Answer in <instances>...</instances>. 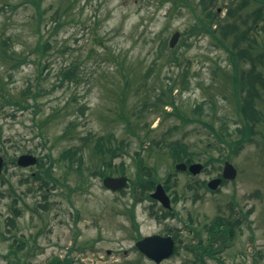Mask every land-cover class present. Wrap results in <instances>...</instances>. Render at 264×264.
<instances>
[{
    "label": "rangeland",
    "instance_id": "obj_1",
    "mask_svg": "<svg viewBox=\"0 0 264 264\" xmlns=\"http://www.w3.org/2000/svg\"><path fill=\"white\" fill-rule=\"evenodd\" d=\"M9 1L20 6L11 10ZM174 1L75 0L62 26L54 33L57 23L52 17L61 1L46 0L42 34L43 41L49 40L51 47L48 57L43 59V65L47 64L42 83L45 93L36 99L37 108L35 100L29 97L30 105L23 109L4 102L2 93L19 96L35 79L34 61L41 56L35 51L39 39L37 15L31 5L22 4L21 0H0V41L9 36L14 38L10 47L16 53L14 59L28 55V62L15 69L0 58V85L3 82L5 87L0 88V155L7 162L0 177V264H64L66 259L70 261L66 264H155L137 250L135 243L140 237L167 233L179 235L181 251L161 264H191L193 256L186 251V245L192 238L185 225L189 224V229L204 228L217 216L230 215L231 205L243 225L237 227L234 245L221 255V264H264L262 135L233 155L231 162L237 169V177L214 192L203 188L202 183L221 174L223 163L209 165L207 170L193 176L176 172L167 151L160 161L157 152L147 157L150 164L159 161V177L163 180L172 174L170 196L178 197L173 204L177 214L166 218L155 216L151 211H159V204L145 200L134 208L136 225L128 215L134 200L131 189L111 192L103 187L102 177L90 172L94 170L89 169L93 163L99 161L90 147L93 142L81 151L86 162L82 174L77 162L71 168V160L59 161L62 152L82 145V138L90 133L96 135L93 140L113 133L119 143L128 137L131 145L129 154L115 159L116 171L111 176H119L117 171L124 162L126 176L129 181L133 179L134 152L139 142L125 130L123 117L134 123L137 132L151 130L158 138L172 128L173 137L188 141L197 153L196 162L229 155L227 149L219 147L207 126L201 123L183 126L175 114L152 113L150 107H144L154 101L155 88L170 83L185 68L190 88L173 92L185 116H201L216 128L236 127L234 124L239 120L231 97L233 88L225 83L221 73L232 69L228 53L208 35L187 33L202 14V0H188L191 7L176 6ZM231 2L219 0L215 5L221 18L228 16ZM254 7L250 5L243 14L252 12ZM239 17L236 16L238 20ZM240 22L245 29L252 24L251 20L245 27ZM263 28L259 30L260 42L264 41ZM177 31L181 37L171 50L180 56L181 65L163 64L157 51ZM74 61L80 64L84 78L78 85L61 84V69ZM127 73L132 84L127 100L122 103V74ZM213 78L217 80L214 84ZM261 93L264 101V90ZM200 104L202 113L195 111ZM166 111L173 110L167 107ZM175 125L179 128H173ZM260 127L264 131V125ZM22 154L35 155L39 165L17 166L13 160ZM51 163L58 182H50L46 188L35 175L42 176L43 169ZM188 183L197 184L198 188L191 190ZM250 210L252 213L248 214ZM207 264L220 263L208 259Z\"/></svg>",
    "mask_w": 264,
    "mask_h": 264
},
{
    "label": "trees",
    "instance_id": "obj_2",
    "mask_svg": "<svg viewBox=\"0 0 264 264\" xmlns=\"http://www.w3.org/2000/svg\"><path fill=\"white\" fill-rule=\"evenodd\" d=\"M45 1L46 0H21L22 4L31 5L37 15L35 19L36 34L39 35V39L35 51L40 53L41 56L34 61L36 66L35 79L29 83V86H27L19 96H8L2 93L4 102L23 109H26V106L30 105L28 103L29 97L35 100L34 106L37 108L36 99L45 93V88L42 83L47 64L43 65V59L48 57V49L51 47V42L49 40L43 41L44 35L42 34L45 24L43 23L45 19L43 3ZM60 1L61 5L52 17V20L57 23L55 27H53L54 33L58 32L63 24L64 17L72 10L75 4V0ZM217 1L218 0H202V14L197 17L196 23L192 25L187 33L189 36L208 35L216 41L218 47L224 49L228 53L232 69L229 72L225 70L221 71V73L225 83L233 88L231 97L234 99V104L239 114V120L234 124L236 127L222 125L216 128L213 123L203 120L201 116L190 118L181 112L173 92L175 90L184 92L190 88L191 83L188 77V69L185 68L182 69L175 78L172 77L170 83H166V85L160 88H155L154 101L144 104L145 108L150 107L149 109L152 113L164 111L167 115L175 114L181 119V124L183 126L201 123L208 127L219 147L221 149H227L229 155H223L222 157L212 156L209 160L204 162L206 169L209 165H214L216 163L221 164L225 160L232 161L233 155H237L241 152L247 144L256 140L258 135L264 137V131L260 127L264 125V113L261 106V102L263 101L261 92L264 90V41L260 42L258 40L259 30L264 26V24L262 25V22L264 23V0H232L229 4L231 7L228 8V16L224 18H221L219 11L215 10L214 3ZM174 2L176 6L180 4H185L189 7L192 6L188 0H175ZM8 5L11 10H15L20 6V4H15L12 1H9ZM250 5H255L254 10L244 15L243 11ZM237 15L240 16L239 20L236 18ZM251 20L252 24L249 25V29L242 27L240 21H242L243 25L246 27ZM258 26H260L259 29ZM263 30L264 28L262 31ZM13 39V37L9 36L0 41V58L6 61V63L9 62L11 68L15 69L28 62V55L21 59H14V54L16 53L10 48ZM157 57L164 60L163 64L171 66L181 65L180 56L175 50H170L168 48L166 41L161 43L157 51ZM148 74H151V71H149ZM9 76L12 78V75ZM59 77V82L61 84L76 83L77 85L84 78L81 72V66L77 61H74L69 67H63L59 73ZM122 82L121 102L124 103L127 100V93L132 84L128 73L127 75L122 74ZM148 82L149 80L146 79L144 84L147 85ZM212 82L214 84L217 80L213 78ZM0 88L4 90L5 87L3 82ZM166 107H171L173 111L168 113ZM195 111L202 113L203 104L198 105ZM123 122L125 130L131 137L136 138L139 142L138 148L134 152L136 173L135 177L130 180L128 186L131 189V194L134 199L133 206L129 209L128 215L136 225L133 216L134 208L139 202L150 199V193L157 183L163 182L168 192L172 190L169 184L172 174L170 173L169 177L165 180L159 177L161 165L158 162L166 151L170 158H172L173 165L177 162H186L187 164L193 163L197 160L198 155L192 150L188 141L178 138L175 139L173 137L172 128H168L167 132L163 133L162 136L158 138L152 135L153 131L151 130L143 134L137 132L134 123L128 117H123ZM173 128H179V125H175ZM95 136V134L90 133L86 137H83L82 140L84 143L79 147L77 146L76 148L62 152L59 161L71 160V165H69L71 168L74 166V161L77 162V168H80V174H82L81 168L85 167L86 162L81 151L88 147L87 143L93 142V145L90 147L94 152V156L98 158L99 161L93 163L92 168L89 169L94 170L90 172L102 178L113 175L116 171V168L113 169L115 159L123 157L124 154H129L128 148L131 145V140L127 137L119 143L116 135L113 133L97 136L96 139L93 140ZM220 151L223 152V150ZM156 152L159 156V161L152 164L148 163L147 157L153 156ZM13 161H15V159ZM117 172H119L118 174L120 175L126 174L127 171L124 162L121 163V168ZM42 173V176L41 173H37V177L35 178L41 181V184H44L46 188L50 187V182H58L53 176V163H51L49 167H45ZM187 186L191 190L198 188L197 184L194 185L192 183H188ZM202 186L208 190L206 182H203ZM196 197H199V193ZM16 212H18V210ZM250 213H252V210H250L248 214ZM17 214H19V212ZM244 218L248 219L249 217L246 215ZM241 225H243L242 219L236 216L234 207L231 205L230 215H227V217L217 216L210 224H205L204 228L195 229L191 227L194 237L190 240L189 245L186 246V251L193 256V259L189 262L191 264H207L208 259H214L221 264L223 262L221 255L234 245L237 238V227H241ZM175 238L177 237L175 236ZM180 251L181 247L178 246L176 255L180 254ZM66 263H70L69 259L65 260L64 264Z\"/></svg>",
    "mask_w": 264,
    "mask_h": 264
},
{
    "label": "water",
    "instance_id": "obj_3",
    "mask_svg": "<svg viewBox=\"0 0 264 264\" xmlns=\"http://www.w3.org/2000/svg\"><path fill=\"white\" fill-rule=\"evenodd\" d=\"M180 34L176 33L171 40V47H174L179 39ZM4 159L0 156V175L2 174ZM37 163V158L32 155H22L18 159L20 166L28 167L33 166ZM176 168L180 171L189 170L192 174L197 175L203 170L201 163H195L189 167L180 163L176 165ZM237 176L236 168L230 163L225 162L223 175L221 178H215L211 180L208 187L211 190H217L221 185L223 179L234 180ZM128 182L127 177H107L104 180V186L113 191L122 189ZM153 199H156L162 203L163 206L170 208V198L165 192L162 184H158L155 192L151 194ZM137 248L145 254L148 258L154 260L156 263H161L163 260L170 258L175 252V242L171 237H162L159 235L149 236L137 243Z\"/></svg>",
    "mask_w": 264,
    "mask_h": 264
},
{
    "label": "flooded vegetation",
    "instance_id": "obj_4",
    "mask_svg": "<svg viewBox=\"0 0 264 264\" xmlns=\"http://www.w3.org/2000/svg\"><path fill=\"white\" fill-rule=\"evenodd\" d=\"M158 205V204H157ZM159 206V205H158ZM162 212V211H161ZM186 230H187V228H186ZM163 235H166V234H163Z\"/></svg>",
    "mask_w": 264,
    "mask_h": 264
}]
</instances>
